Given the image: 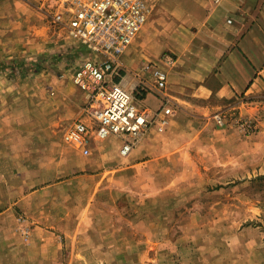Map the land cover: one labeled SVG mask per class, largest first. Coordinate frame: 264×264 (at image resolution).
Instances as JSON below:
<instances>
[{
	"label": "rangeland",
	"instance_id": "374dc122",
	"mask_svg": "<svg viewBox=\"0 0 264 264\" xmlns=\"http://www.w3.org/2000/svg\"><path fill=\"white\" fill-rule=\"evenodd\" d=\"M148 1V18L154 21L155 36L160 44L166 45L158 62L170 66L174 60L173 21L178 0ZM180 2L188 5V0ZM41 3L42 0H0V98L5 100L1 115L5 118L15 115L22 132L32 134L20 140L17 156L22 163L21 176L18 178L14 173L17 177L14 181L11 171L7 186L18 182L22 197L28 194L25 181L33 170L26 168L29 163L35 164L37 178L32 186L59 183L46 192L50 213L64 211L77 213L79 217L84 209L77 207L81 206L83 196L87 201L94 193L91 204L97 212L116 215L118 227L115 234L111 226V232L106 228L97 233L98 228L91 229L90 234L69 236L57 227L60 232L53 235L52 241L44 234L33 233L37 221L30 217L34 202L28 200L11 208L14 219L3 221L15 229V234L0 235V264H85L84 260H77L81 252L76 246L80 243L90 247L85 250L89 264H98L97 260L105 264H264V108L260 117L253 120L237 121L230 112L226 114L230 137L227 141L217 139L218 156L202 151L196 154V164L184 156V160L168 164L175 166L167 169L164 176L151 174L153 181L149 185L132 181L124 185L125 175L118 172L114 182L110 183L106 175L105 181L93 191L91 188L78 191L79 183L74 179L83 173L78 172L77 164L82 159L88 162L94 158L100 148L117 151L113 147L118 140L113 136L104 140L94 136L93 141L98 143L89 156L64 141L66 129L77 120L96 128L85 113L87 94L74 79L77 63L88 52L45 16ZM13 15L17 17L15 26L10 22ZM147 34L146 30L139 34L141 42ZM138 52L134 48L137 58ZM125 55L120 60L131 65L132 55L127 54V58ZM160 64L147 63L139 69L135 61L134 67L138 68L135 74L125 66L118 68L117 78L128 75L125 84L140 109L161 107L162 97L140 80V76L145 77L151 71L155 84ZM148 78L153 79L150 75ZM137 79L141 82L133 88ZM169 89L163 91L162 107L174 106L167 95ZM144 93L149 95L140 101ZM174 108L178 113L181 110L178 106ZM245 120H250L252 127L244 128ZM224 122L218 121L219 125ZM65 153H72L73 159ZM168 177L173 178L172 185L168 184ZM45 241L56 242L62 248L58 252L47 251Z\"/></svg>",
	"mask_w": 264,
	"mask_h": 264
},
{
	"label": "crops",
	"instance_id": "0c3cea01",
	"mask_svg": "<svg viewBox=\"0 0 264 264\" xmlns=\"http://www.w3.org/2000/svg\"><path fill=\"white\" fill-rule=\"evenodd\" d=\"M180 1H176L174 7L172 64L168 66L160 64L162 61L158 62L166 45L159 43L153 30L154 21L150 17L139 32H148L146 40L141 42L138 34L127 53L125 52L126 55L123 54L125 58L127 54L132 55L129 61L131 65L121 60V65L134 74L138 69L134 67L135 61L138 62L139 69L147 63H159L160 69L170 76L167 87L170 88V93L167 95L171 97L170 101L174 106L180 107V112L175 108L176 114L169 119V124L163 131H159L158 123L152 125L128 157L121 155V139L113 136L118 140V144L113 147L117 151L106 152L100 148L88 162L82 159L77 164V170L83 174L74 179L79 183L78 191L89 188L93 191L105 181L106 175L109 176L110 183L114 182L118 172L125 175L124 185H129L130 181L132 184L140 182L142 186L149 185L148 182L153 181L151 174L164 176L167 169L171 170L175 166L168 164H176L179 159L184 160V156L193 159L195 164L196 154L202 151L218 156L219 151L215 152L217 139L227 141L230 137L227 127L230 125L227 123L228 115L226 116L228 112L237 121L260 117L261 109L264 108V0H188V5ZM16 18L13 15L10 21L13 26ZM134 48L139 50L138 58ZM153 74L154 72L148 71L145 77L140 76V80L154 85ZM149 75L153 79L148 78ZM127 77L128 75L122 78L116 76L115 79L125 83ZM140 82L137 79L132 87L139 86ZM148 95L144 93L140 101H145ZM157 95L163 99L162 108L164 97L160 93ZM4 102L0 98V235L15 234V229H10L3 221L5 218L14 219L11 208L18 204L22 206L21 203L28 200L34 202L29 210L30 217L38 222H34L35 235L44 234L54 241L53 235L60 232L59 228L62 234L69 236L90 234L91 229L96 231L98 228L100 230L97 233L106 231V228L111 232V226L114 227L115 234L118 227L116 215L113 216L110 212L105 214L102 210L97 212L96 206L91 204L94 193H91L87 201L83 196L81 206L77 207L78 210L82 206L84 209L79 217L77 213L71 215L64 211L50 213L46 207V192L59 183L32 186V181L37 178L35 164L32 166L29 163L26 168L28 171L33 170L25 181L29 186L28 194L22 197L18 182L7 186V176L11 171L18 178L21 176L22 163L17 156L21 148L20 140L23 136L31 137L32 134L31 131L22 132L20 121L15 115H7L6 118L1 115ZM217 115L223 118L224 125H219ZM233 131L231 126L232 135ZM97 143L92 139L90 149ZM65 154L70 160L73 159L72 153ZM17 177L14 175L12 178L15 181ZM172 179L169 178V185H172ZM75 217V222L71 221ZM43 246L47 251L56 252L62 248L60 244H51L50 241H45ZM93 248L100 250L101 246ZM76 249L81 252L78 253L77 260H84L85 264H89L85 250L90 247L80 243ZM53 254L50 253V256ZM97 263L105 264V261L97 260Z\"/></svg>",
	"mask_w": 264,
	"mask_h": 264
},
{
	"label": "built area",
	"instance_id": "2783aa9c",
	"mask_svg": "<svg viewBox=\"0 0 264 264\" xmlns=\"http://www.w3.org/2000/svg\"><path fill=\"white\" fill-rule=\"evenodd\" d=\"M41 10L88 52L77 63L74 79L87 94L85 113L96 128L77 120L64 133L66 143L89 156L94 136L101 140L115 136L122 141L121 155L128 157L152 125L158 123L159 130H165L176 114L173 106L140 109L127 85L115 81L120 57L148 19V0H42ZM155 75L150 88L162 95L168 87V74L160 69ZM216 118L223 121L220 115ZM252 125L250 120L243 121L244 128Z\"/></svg>",
	"mask_w": 264,
	"mask_h": 264
}]
</instances>
